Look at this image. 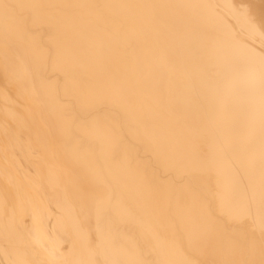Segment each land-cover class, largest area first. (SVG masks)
<instances>
[{
    "label": "bare ground",
    "instance_id": "1",
    "mask_svg": "<svg viewBox=\"0 0 264 264\" xmlns=\"http://www.w3.org/2000/svg\"><path fill=\"white\" fill-rule=\"evenodd\" d=\"M0 264H264V0H0Z\"/></svg>",
    "mask_w": 264,
    "mask_h": 264
}]
</instances>
